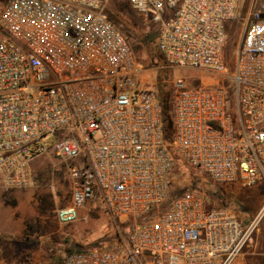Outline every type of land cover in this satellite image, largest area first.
<instances>
[{
	"label": "built area",
	"instance_id": "1",
	"mask_svg": "<svg viewBox=\"0 0 264 264\" xmlns=\"http://www.w3.org/2000/svg\"><path fill=\"white\" fill-rule=\"evenodd\" d=\"M156 25L166 68L219 80H172L167 141L157 95L107 0H0V187L25 188L31 161L66 163L69 203L61 224L100 202L129 223L123 241L28 264H247L254 223L244 225L202 189L166 203L177 156L218 184L264 183V0H127ZM240 20L234 72L223 50L226 22ZM232 81L234 107L222 84Z\"/></svg>",
	"mask_w": 264,
	"mask_h": 264
},
{
	"label": "rangeland",
	"instance_id": "2",
	"mask_svg": "<svg viewBox=\"0 0 264 264\" xmlns=\"http://www.w3.org/2000/svg\"><path fill=\"white\" fill-rule=\"evenodd\" d=\"M106 10L110 19L128 37L137 59L143 66L144 87L154 92L168 90L170 94L172 80L177 77L184 78L188 87L211 85L219 80L209 72L170 69L160 64L157 61L155 43L148 45L143 41L145 35L156 31V25L148 16L134 12L127 0H107ZM226 26L228 39L223 56L227 74H232L242 25L240 20H236L226 22ZM222 84L228 89L229 105L233 108L232 81L226 78ZM30 165L33 181L29 186L12 190L0 187V239L3 240L0 264H28L33 259L46 260L53 256L49 248L63 250L70 247L71 243L81 248H89L110 245L125 239L130 228L129 223L110 215L100 202L87 203L80 208L76 221L69 224L59 223L56 211L59 207L67 205L70 197L66 163L54 154L48 153L36 156ZM178 183L179 171L170 176V189L175 191ZM198 186L204 193H213L214 189L205 183ZM221 186L224 188L222 206L225 205L235 212L243 224L253 222L255 225L250 240L254 242L258 239L260 245L254 254L244 255L249 257L250 262L245 260L249 264H264V183L249 187L234 184ZM41 198H44L46 205L49 206L44 214L40 213L38 208ZM257 232L260 233L257 235ZM26 238H33L38 242L30 243L25 240ZM66 238H69V243H65Z\"/></svg>",
	"mask_w": 264,
	"mask_h": 264
},
{
	"label": "trees",
	"instance_id": "3",
	"mask_svg": "<svg viewBox=\"0 0 264 264\" xmlns=\"http://www.w3.org/2000/svg\"><path fill=\"white\" fill-rule=\"evenodd\" d=\"M106 13H107V10H106ZM156 37H157V32L154 31L150 34L145 35V37L143 38V41L146 42L148 45L155 43V47H156ZM157 56H158L157 61L160 64H164V61L160 57V55L158 54ZM155 93L157 95L159 104L161 106V123H162L164 137L167 141H170L172 137V117L170 115V108H169V93H168V90L158 91ZM174 158L176 160V166H175L173 173L179 171L180 183H178V185L176 186L175 191H173L169 187V194H168L166 203H169L174 198L175 195L184 191L185 189H190V188L200 189V186L198 185L205 183L206 185H209L214 189L213 193H208V192H207L208 194L205 193L210 204L222 205V202L224 200V195H223L224 188L221 185H226V184L215 183L205 175L200 176L193 168L189 167L180 158H178L177 156H174ZM38 208H39L40 213L42 214H44L47 208H49V206L46 205V200L44 198H41L39 200ZM25 240L30 243L38 242V240L33 239V238H26ZM69 242H70L69 238H66L65 243H69ZM2 243H3V240L0 239V249H2ZM94 247H98V246L96 245ZM82 249L84 248L78 247L74 243H71L70 247L65 248L63 250L70 253L73 251H80Z\"/></svg>",
	"mask_w": 264,
	"mask_h": 264
},
{
	"label": "crops",
	"instance_id": "4",
	"mask_svg": "<svg viewBox=\"0 0 264 264\" xmlns=\"http://www.w3.org/2000/svg\"><path fill=\"white\" fill-rule=\"evenodd\" d=\"M244 225H245V224H244ZM259 231H260V230H259ZM259 233H260V232H257V235H258ZM261 243H263V242H261ZM263 244H264V243H263ZM258 245H260L259 242H258V239H256L254 242H252V240H250V242L248 243L247 247L245 248V250L248 249V250H246V251L244 252L245 255H251V254H254L256 248L258 247ZM248 247H249V248H248ZM250 249H251V250H250ZM249 251H250V252H249ZM251 251H252V252H251ZM245 259L248 260V262H250L248 256H246ZM248 262L246 261L247 264H249ZM251 264H254V263H251Z\"/></svg>",
	"mask_w": 264,
	"mask_h": 264
}]
</instances>
